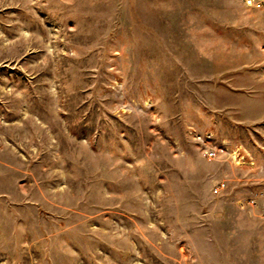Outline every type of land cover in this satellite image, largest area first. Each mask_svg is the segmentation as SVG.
<instances>
[{
	"label": "rangeland",
	"instance_id": "1",
	"mask_svg": "<svg viewBox=\"0 0 264 264\" xmlns=\"http://www.w3.org/2000/svg\"><path fill=\"white\" fill-rule=\"evenodd\" d=\"M0 264H264V9L0 0Z\"/></svg>",
	"mask_w": 264,
	"mask_h": 264
},
{
	"label": "built area",
	"instance_id": "2",
	"mask_svg": "<svg viewBox=\"0 0 264 264\" xmlns=\"http://www.w3.org/2000/svg\"><path fill=\"white\" fill-rule=\"evenodd\" d=\"M243 4L246 7H250L254 9H264V0H243ZM221 150L223 149L217 147H211L205 150V155L209 159L216 158ZM225 186H226L225 181L217 182L216 185L214 186V192L215 193L221 192L225 188Z\"/></svg>",
	"mask_w": 264,
	"mask_h": 264
}]
</instances>
